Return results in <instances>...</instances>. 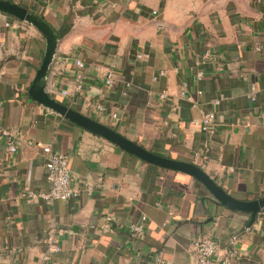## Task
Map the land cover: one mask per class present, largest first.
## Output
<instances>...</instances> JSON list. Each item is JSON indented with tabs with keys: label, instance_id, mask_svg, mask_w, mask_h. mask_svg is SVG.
Instances as JSON below:
<instances>
[{
	"label": "crops",
	"instance_id": "obj_1",
	"mask_svg": "<svg viewBox=\"0 0 264 264\" xmlns=\"http://www.w3.org/2000/svg\"><path fill=\"white\" fill-rule=\"evenodd\" d=\"M9 1L55 31L50 96L148 150L199 165L235 198L264 195V0ZM45 50L37 27L0 11V129L17 147L0 133V264H196L201 237L218 244L216 260L264 264V208L251 223L250 212L219 203L193 176L35 101L29 89ZM208 111L212 134L195 124ZM44 145L69 158L77 198L21 197L49 188ZM133 223L143 231L133 233Z\"/></svg>",
	"mask_w": 264,
	"mask_h": 264
},
{
	"label": "water",
	"instance_id": "obj_2",
	"mask_svg": "<svg viewBox=\"0 0 264 264\" xmlns=\"http://www.w3.org/2000/svg\"><path fill=\"white\" fill-rule=\"evenodd\" d=\"M0 11L33 24L42 32L46 39V50L43 62L37 70L36 76L29 89V95L35 101L58 112L71 122L106 138L123 150L146 162L160 167L181 171L193 176L210 191L219 203L231 209L250 212L252 216L251 223L254 221L257 213L264 208V195L253 200H241L235 198L199 165L192 162L169 158L148 150L114 128L90 118L50 96L45 88V79L58 47V39L55 31L45 20L31 12L28 8L9 0H0Z\"/></svg>",
	"mask_w": 264,
	"mask_h": 264
},
{
	"label": "built area",
	"instance_id": "obj_3",
	"mask_svg": "<svg viewBox=\"0 0 264 264\" xmlns=\"http://www.w3.org/2000/svg\"><path fill=\"white\" fill-rule=\"evenodd\" d=\"M77 64L79 66H83V62L81 60H77ZM201 77L202 73H199L198 78ZM112 78L113 73H108L106 82L109 85L112 84ZM78 80L81 81V79ZM255 94L256 88L253 85L252 91L250 93V97L252 100L256 99ZM214 103L218 104L219 100H216ZM97 109L103 111L104 107L99 104L97 105ZM113 116L116 117V114H114ZM195 124L203 132L209 134L214 133L215 111H208L204 113L200 120L196 121ZM0 133L6 140L9 150L11 152L16 151L17 147L14 144L11 132L8 129L1 128ZM43 150L47 154L45 168L46 177L49 182V188L47 190L26 188L21 192V197L29 202L34 200H41L43 202H46L47 204H50L56 200H69L72 198H77L80 193L79 190H77L72 185L69 158L63 153L54 151L50 145H44ZM143 219H145V217H143ZM130 230L133 233H141L143 231V224L133 223L130 225ZM192 251L196 258V264H233V257L230 254H225L223 256H220L217 260L215 259L218 252V244L215 242V240L209 237L197 238L192 244Z\"/></svg>",
	"mask_w": 264,
	"mask_h": 264
}]
</instances>
